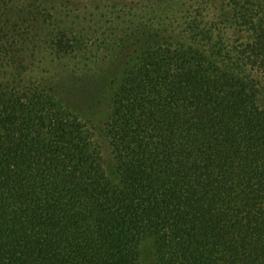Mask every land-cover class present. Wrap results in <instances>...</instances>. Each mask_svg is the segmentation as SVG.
<instances>
[{
	"label": "trees",
	"instance_id": "16d2710c",
	"mask_svg": "<svg viewBox=\"0 0 264 264\" xmlns=\"http://www.w3.org/2000/svg\"><path fill=\"white\" fill-rule=\"evenodd\" d=\"M197 3L41 76L78 38L0 0V264H264V0Z\"/></svg>",
	"mask_w": 264,
	"mask_h": 264
},
{
	"label": "rangeland",
	"instance_id": "374dc122",
	"mask_svg": "<svg viewBox=\"0 0 264 264\" xmlns=\"http://www.w3.org/2000/svg\"><path fill=\"white\" fill-rule=\"evenodd\" d=\"M16 1L22 5L35 2V7L45 10L52 29L67 30L73 34H70L71 38L76 36L79 40L78 54L60 62L53 59L52 47L42 46L38 51L41 63L33 72L41 76L55 68L58 71L77 69L80 73L106 69L116 59L117 52L123 51L122 38L126 40L124 45L130 52L141 44L163 41L166 34L179 36V19L184 11L198 4L197 0ZM94 118L97 119L96 116ZM106 155L111 163L109 151Z\"/></svg>",
	"mask_w": 264,
	"mask_h": 264
}]
</instances>
